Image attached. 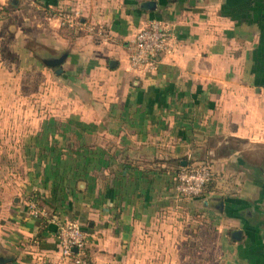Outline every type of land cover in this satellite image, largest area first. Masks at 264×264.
Masks as SVG:
<instances>
[{
	"label": "crops",
	"instance_id": "obj_1",
	"mask_svg": "<svg viewBox=\"0 0 264 264\" xmlns=\"http://www.w3.org/2000/svg\"><path fill=\"white\" fill-rule=\"evenodd\" d=\"M142 1L0 0V264H72L63 221L95 264H264V0ZM152 19L171 50L132 71ZM199 161L213 178L184 197Z\"/></svg>",
	"mask_w": 264,
	"mask_h": 264
},
{
	"label": "built area",
	"instance_id": "obj_2",
	"mask_svg": "<svg viewBox=\"0 0 264 264\" xmlns=\"http://www.w3.org/2000/svg\"><path fill=\"white\" fill-rule=\"evenodd\" d=\"M60 22L73 31H93L94 26L85 23L79 11L72 9L59 12ZM101 32V27L97 28ZM171 50V31L167 23L160 19H152L134 34L130 46L128 63L132 71H152L157 67L159 56ZM175 188L177 192L188 198L202 195L205 185L213 178V170L209 162H188L180 165L175 172ZM32 215H44L33 199L26 202ZM56 237L63 258L72 264H95L86 257L88 244L87 232L75 221H63L58 224ZM76 248L74 251L73 248Z\"/></svg>",
	"mask_w": 264,
	"mask_h": 264
},
{
	"label": "water",
	"instance_id": "obj_3",
	"mask_svg": "<svg viewBox=\"0 0 264 264\" xmlns=\"http://www.w3.org/2000/svg\"><path fill=\"white\" fill-rule=\"evenodd\" d=\"M155 5H156V1L155 0H144V1L141 2V6L144 7V8H148V9H153L155 7ZM59 60L60 59H58V60L56 59L54 62H58ZM112 63H114L113 60L110 61V64H112ZM56 71L58 72V71H60V69H56ZM73 250L75 251L76 248L74 247ZM11 258H12V256L7 254L5 257H1L0 258V263L9 261Z\"/></svg>",
	"mask_w": 264,
	"mask_h": 264
},
{
	"label": "trees",
	"instance_id": "obj_4",
	"mask_svg": "<svg viewBox=\"0 0 264 264\" xmlns=\"http://www.w3.org/2000/svg\"><path fill=\"white\" fill-rule=\"evenodd\" d=\"M209 182L206 183L205 187H207V185H208ZM85 255H86V257H89L90 258L87 248L85 249Z\"/></svg>",
	"mask_w": 264,
	"mask_h": 264
}]
</instances>
